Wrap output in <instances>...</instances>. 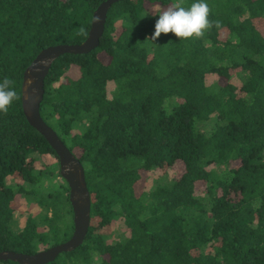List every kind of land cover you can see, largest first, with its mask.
Listing matches in <instances>:
<instances>
[{
  "label": "trees",
  "instance_id": "16d2710c",
  "mask_svg": "<svg viewBox=\"0 0 264 264\" xmlns=\"http://www.w3.org/2000/svg\"><path fill=\"white\" fill-rule=\"evenodd\" d=\"M103 1L0 0V80L17 93L0 113V251L72 235L69 187L26 120L22 80L42 49L82 43ZM175 2L113 3L98 46L49 68L40 115L81 162L91 209L82 244L45 264H264V0H205L201 37L151 41L154 14ZM178 162V177L138 187ZM22 200L33 212L19 226Z\"/></svg>",
  "mask_w": 264,
  "mask_h": 264
},
{
  "label": "water",
  "instance_id": "95a60500",
  "mask_svg": "<svg viewBox=\"0 0 264 264\" xmlns=\"http://www.w3.org/2000/svg\"><path fill=\"white\" fill-rule=\"evenodd\" d=\"M117 1L120 0H105L98 5L92 15L89 34L82 43L48 46L24 70L21 90L23 113L28 123L44 136L58 157L60 174L69 187L74 228L71 237L65 242L33 254L0 251V260H11L19 264H45L53 261L61 252L75 249L86 237L90 225L91 198L84 168L56 132L44 122L40 115V104L44 95V79L53 61L66 53L87 54L95 49L104 31L107 12Z\"/></svg>",
  "mask_w": 264,
  "mask_h": 264
},
{
  "label": "clouds",
  "instance_id": "9594fccd",
  "mask_svg": "<svg viewBox=\"0 0 264 264\" xmlns=\"http://www.w3.org/2000/svg\"><path fill=\"white\" fill-rule=\"evenodd\" d=\"M210 9L205 0H193L185 7L183 0H176L166 10L154 14L158 18L154 24L151 41L156 40L161 33H173L180 40L201 37L205 30L211 27ZM17 97L12 81L8 78L0 80V113H6Z\"/></svg>",
  "mask_w": 264,
  "mask_h": 264
},
{
  "label": "rangeland",
  "instance_id": "374dc122",
  "mask_svg": "<svg viewBox=\"0 0 264 264\" xmlns=\"http://www.w3.org/2000/svg\"><path fill=\"white\" fill-rule=\"evenodd\" d=\"M234 82L236 84H239V79L234 77ZM206 84H211L213 82H222V79L219 78L215 74H208L206 75L205 78ZM42 163V162H41ZM40 163V164H41ZM163 166V167H157L156 169L150 170V171H144L142 173V177L140 181L138 182V187L140 189H147L150 187L154 181L163 179V178H173V177H178L180 173L183 170V166L180 162L177 164H174L172 166ZM139 190V189H138ZM30 206L24 200H22V203L19 204L15 211V218L19 221V226H23L25 218L28 216V214H32L33 211L29 210ZM117 225L119 226L120 224L116 222L115 224L113 223L112 225H105L103 226V231L109 233L111 230V234H109V239H113L116 236V228ZM122 230V229H121Z\"/></svg>",
  "mask_w": 264,
  "mask_h": 264
}]
</instances>
